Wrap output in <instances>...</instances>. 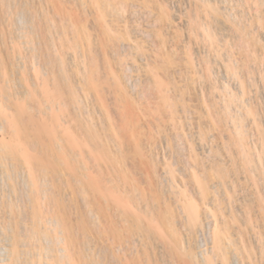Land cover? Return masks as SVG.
<instances>
[{
  "label": "bare ground",
  "instance_id": "obj_1",
  "mask_svg": "<svg viewBox=\"0 0 264 264\" xmlns=\"http://www.w3.org/2000/svg\"><path fill=\"white\" fill-rule=\"evenodd\" d=\"M126 1L0 0V264H264V0H158L143 65Z\"/></svg>",
  "mask_w": 264,
  "mask_h": 264
},
{
  "label": "rangeland",
  "instance_id": "obj_2",
  "mask_svg": "<svg viewBox=\"0 0 264 264\" xmlns=\"http://www.w3.org/2000/svg\"><path fill=\"white\" fill-rule=\"evenodd\" d=\"M101 1V0H100ZM130 0H128V1H126L128 4H132V2H133V4L134 5H139L140 3H141V5L140 6H138L139 8H137L136 6H134L133 7V4L132 5H127V22H129L128 24V26L130 27V24H131V27L129 28V30H130V33H131V36L134 38V36H137L136 37V39L137 40H141V42L143 43H141V45H143L144 47H143V49H145L146 51H148L147 52V54L149 55H136V53H135V56H139L138 58L136 57V59L138 60V62H139V64H140V62H142V65L143 64H145L144 62H148L149 61V59H151L152 60V58L154 59V54L153 53H156L155 51H153V50H156V51H158L159 49H158V43H160L159 42V36L158 35H156V33L154 34L153 32H155V30L157 29V30H159V25H161V23L158 21V20H155L157 17V13L156 12H154V11H158V4L157 3H159V1L158 2H155L156 0H146V3H143V1H145V0H140V3H139V0H131L130 2H129ZM135 1V2H134ZM138 1V4L136 3ZM151 1V2H150ZM213 1V0H212ZM227 1V2H226ZM226 1H224V0H222V2L220 1V5H224L225 3L226 4H228L229 2L230 3H232L233 4V7H232V5H231V9H230V11H232V12H230L231 14L230 15H233V14H235V15H237V16H239L240 14L242 15V17L244 16L245 18H248L250 15H249V13L251 14V12L254 10V8L252 7H249V5H247L246 3H248V2H245L244 3V0H234V1H230V0H226ZM241 1H243L242 3H241ZM186 3H184V1H182V4L184 5H182L181 4V1H180V3H178V5H180V6H178V5H176L175 7H179L178 8V10H180V11H178V12H180L181 13V11H182V9H180V7L181 8H183V11L182 12H184V10H186V9H189L190 8V5H189V7L188 8H186L187 6H188V4H190L187 0L185 1ZM225 2V3H224ZM236 2V3H235ZM143 3V4H142ZM238 3V4H237ZM241 3V4H240ZM151 4V5H150ZM249 4V3H248ZM153 5V6H152ZM237 5V6H236ZM242 5V6H241ZM243 5H246V6H243ZM251 5V4H250ZM141 6H143V7H141ZM135 7H136V9H135ZM237 7V8H236ZM244 7V8H243ZM134 8V9H133ZM141 8H143V9H141ZM147 8V9H146ZM245 8H247L246 10H245ZM248 8H251V9H248ZM153 9H155V10H153ZM136 10H139V12L138 11H136ZM177 10V9H176ZM140 11H142V12H140ZM147 11V12H146ZM150 11V12H149ZM129 12V13H128ZM177 12V11H176ZM233 12H235V13H233ZM240 12V13H239ZM249 12V13H248ZM133 13V14H132ZM142 15H141V14ZM147 13V14H146ZM150 13V14H149ZM154 13H156V14H154ZM237 13V14H236ZM134 16H132V15ZM140 14V15H139ZM130 15V17H128ZM135 15H137V16H135ZM144 15V16H143ZM150 15V16H149ZM139 17H141L142 18V21L140 20V18L138 19ZM144 17V18H143ZM239 17H241V16H239ZM151 18H153L152 20H154V21H152L151 20ZM148 19V21H150V22H147L146 20ZM138 20V21H137ZM144 20V21H143ZM160 20V19H159ZM153 23H152V22ZM158 22V23H155V22ZM134 22V23H133ZM137 22H139V23H137ZM145 23V24H144ZM151 23H152V26H150L151 25ZM160 23V24H159ZM137 24H139V27H137L136 25ZM144 26H143V25ZM155 24H157L156 26L157 27H154L153 25H155ZM140 25H141V27H140ZM146 26V27H145ZM148 26V27H147ZM150 26V27H149ZM133 27V28H132ZM135 27H136V30H138V31H135L134 29H135ZM256 27V26H255ZM254 27V29L256 30V28ZM155 28V29H154ZM215 30H217V31H219V32H217V35L219 36H222V37H218L219 38V40H225L226 42H228V41H230V39L232 38V37H228L227 35H224L222 32H220V30L216 27H213ZM131 29H132V31L133 32H131ZM146 29H148V30H146ZM151 29V30H150ZM154 29V30H153ZM161 29V28H160ZM142 32V33H141ZM149 32V33H148ZM134 33V34H133ZM141 33V34H140ZM145 33V34H144ZM137 34V35H136ZM185 34V35H184ZM138 36H139V38H138ZM158 36V37H157ZM185 36V37H184ZM142 37V38H141ZM147 37V38H146ZM186 37H187V35H186V33H185V31H182V36H181V40L183 39V41L185 42V40H186ZM224 37H227V38H224ZM153 38V39H152ZM158 39V43H157V39ZM230 38V39H229ZM228 41H227V40ZM154 40V41H153ZM146 42V43H145ZM150 42V43H149ZM181 42V43H180ZM219 42V44H220V41H218ZM226 42H222L221 41V46L223 45V44H226ZM157 45V47H156V45ZM223 43V44H222ZM161 44V43H160ZM150 45V46H149ZM179 46H181L182 47V41H179V44H178ZM154 46V48H151V47H153ZM160 46V45H159ZM161 46H162V44H161ZM161 46H160V48H161ZM245 46V45H244ZM163 47V46H162ZM228 48H230V45L229 46H227ZM247 47V46H246ZM246 47H244V48H246ZM155 48H157V49H155ZM180 48V47H179ZM234 48V49H233ZM233 48H231V49H233V53L232 54H234L233 56V58H235V60L234 61H238L239 63H242V60L243 61H245L246 60V58H247V54H245V53H247V52H244L243 53V51H242V49H236L235 47H233ZM145 51V52H146ZM178 53H176V55H175V58L176 59H178V60H175V62H177V66H178V68H180V72L182 73V75L184 76L185 74V77H187V78H190L192 75H194V74H192L193 73V71L191 70V68H189V67H187V65L185 64L186 63V61H185V59H184V57H182V56H184L183 55V51H182V49H178ZM244 51H245V49H244ZM151 52V53H150ZM182 52V53H181ZM197 53V52H196ZM196 53H193L192 55L193 56H195L196 55ZM200 53H203V54H205V52H202V51H200ZM241 53H243V54H241ZM182 54V55H181ZM179 55V56H178ZM238 55V56H237ZM132 56V55H131ZM130 56V57H131ZM134 56V57H135ZM197 56V55H196ZM129 57V62L130 61H132L131 60V58ZM144 57H145V59H147L146 61H145V59H144ZM148 57V58H147ZM246 57V58H245ZM196 58V57H195ZM195 58H194V61H195ZM243 58V59H242ZM240 59V60H239ZM248 59V58H247ZM150 60V61H151ZM178 61H180V62H178ZM236 61V62H237ZM248 60H246V62H247ZM196 62H197V60H196ZM250 62V61H249ZM249 62H247L248 63V66H250L251 64H252V62H250L251 64H249ZM182 64V65H181ZM264 60H263V62H262V64H261V67H263V69H264ZM196 65H197V63H196ZM219 64H215V67L213 68L214 70H213V72H212V74L213 75H215L216 77H217V81L221 84V83H223V82H225V83H223V84H227L228 86L230 85L231 86V88H235V87H237L238 86V79H236V77L234 78V77H232V76H229L228 74H225V72H224V70H223V68H222V66L221 65H219ZM186 66V67H185ZM218 66V67H217ZM248 66H246V64H245V66L242 64L241 66H239V68H238V76H240L239 77V80L241 79H243L244 80V82L243 83H245L244 84V86H245V88L247 87V91H246V98H245V102H251L252 100H254L255 98H254V96L253 95H255L254 94V92L256 93V91H258L257 89H259V96H261V98H259V101H260V104H262L261 106L264 108V76H263V78L262 79H260V77H259V74L258 73H256V75H258V76H256V75H254V76H256L255 78L257 79L256 81H258L257 82V84H258V86L255 88V85L253 86L252 85V80H254L253 78H254V76L249 72V69H247V67ZM184 68V69H183ZM246 68V69H245ZM181 70H183V71H181ZM215 73V74H214ZM191 74V75H190ZM176 75H179V73L177 74L176 73ZM226 75V76H225ZM253 77V78H252ZM259 77V78H258ZM247 78V79H246ZM250 78V79H249ZM249 79V80H248ZM189 80V79H188ZM235 80V81H234ZM184 82V81H183ZM199 83L197 84L198 85V88L200 87V86H202V84H200V82L201 81H198ZM233 82V83H232ZM197 83V82H196ZM219 84V85H220ZM222 85V84H221ZM262 87V88H261ZM251 90V91H250ZM148 94V93H147ZM150 94H151V96H148L147 95V97L145 96L144 98H145V100H144V98H142L143 100H142V103H144V102H146V104L148 105H146L145 103H144V105H146L147 106V109H146V107L145 106H143L142 105V103H141V106L145 109H143L145 112V114H147V113H150V114H147V115H149L150 117H151V113H153L152 112V102H153V104L155 103V101L156 100H153L152 101V93L150 92ZM149 94V95H150ZM147 98H150V99H147ZM252 98V99H251ZM153 99H155V98H153ZM149 101H151V103L149 102ZM196 101V102H195ZM199 100L198 99H196V98H193V100H191V102H192V105L190 106L193 110H197V107L199 106V102H198ZM195 103V106L193 105ZM199 103V104H198ZM150 105V106H149ZM192 106H194V107H192ZM197 106V107H196ZM148 107H150V108H148ZM146 110L148 111V112H146ZM149 110L151 111V112H149ZM191 111V110H190ZM194 113V111L192 112V114ZM146 115V116H147ZM194 115V114H193ZM145 116V117H146ZM190 116V115H189ZM184 117V118H183ZM195 118V117H194ZM182 120H183V123H184V121L187 123L188 122V119H186L185 118V116H182V118H181ZM196 119V118H195ZM194 119V120H195ZM193 121V120H192ZM185 124V123H184ZM186 125V124H185ZM184 125V126H185ZM187 126H189V124L187 123V125L185 126L186 128V130L188 129L187 128ZM195 126V125H194ZM193 130H195V127H194V129ZM190 131V129H188V132ZM138 167V166H137ZM137 167H134V170H136L135 171V174H136V176L137 175H139V178L140 177H143V178H140L141 180L142 179H144V180H146L145 179V177H147L146 176V172H144L145 171V169L144 168H140V167H138V168H140L141 169V171H139L138 172V169H137ZM162 167V166H161ZM180 170H182L183 171V169L181 168V166H177ZM144 169V170H143ZM161 168H159V170H160ZM162 170V169H161ZM160 170V172H162ZM137 173H139V174H137ZM142 173H144V174H142ZM138 177V176H137ZM144 184V183H143ZM252 186V185H251ZM258 186H261V185H258ZM262 187V186H261ZM1 251H3L2 249H1ZM0 251V253H3V252H1ZM1 256H2V254H1ZM141 257V258H143L144 256H142V255H139V256H137V259L140 261V263L141 264H146L145 262H143V260L145 261L146 259H145V257L143 258V260L142 259H139V258ZM143 263H142V262ZM112 263H114L115 264V261H112Z\"/></svg>",
  "mask_w": 264,
  "mask_h": 264
}]
</instances>
